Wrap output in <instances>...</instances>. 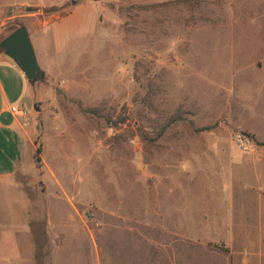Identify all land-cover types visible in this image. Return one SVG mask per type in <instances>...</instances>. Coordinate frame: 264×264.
Here are the masks:
<instances>
[{
  "label": "rangeland",
  "instance_id": "1",
  "mask_svg": "<svg viewBox=\"0 0 264 264\" xmlns=\"http://www.w3.org/2000/svg\"><path fill=\"white\" fill-rule=\"evenodd\" d=\"M62 1L0 0L16 4L0 41L85 0ZM101 2L95 34L29 85L43 167L18 181L32 260L21 242L0 264H230L243 205L259 232L257 195L241 192L264 182V0Z\"/></svg>",
  "mask_w": 264,
  "mask_h": 264
},
{
  "label": "crops",
  "instance_id": "2",
  "mask_svg": "<svg viewBox=\"0 0 264 264\" xmlns=\"http://www.w3.org/2000/svg\"><path fill=\"white\" fill-rule=\"evenodd\" d=\"M39 1L43 2V0ZM64 1L57 6L63 5ZM126 1L146 3L166 0ZM50 6L56 5L51 3ZM15 7L16 4L9 2L3 5L0 10L7 8L8 12L9 10L14 11ZM102 9L101 0H85L75 5L73 3L67 8L65 14L58 17L54 15L51 16L53 18L42 17L39 10L29 13L28 16L34 19L29 26L32 29L28 26L26 29L38 65L41 66L40 62L42 61L50 64L51 61L59 60L58 57L71 44L89 39L95 34ZM17 16L21 15L12 17ZM20 72L8 57L0 53V195L3 196V199H0V259H3L2 255L7 250H12L17 255L21 249L19 244L22 242L25 246V256H27L26 263H31V249L27 242L30 234L28 213L26 212L28 199L19 190L18 177L35 168V141L38 138L39 130L37 129L36 114L29 113L30 121L27 126L23 127L21 120L9 111L12 105L24 106V102L31 99L30 83ZM259 157L258 165H264V153ZM260 172H264V167L260 168ZM250 191L257 195L260 206L258 237H251L249 234V227L246 226V223L249 224L252 218L247 212L245 204L242 206L243 226L237 238H241L247 243L245 247L238 249L235 235L232 236L231 241L227 242L230 264H264V182L259 179L255 187L248 189V192L243 190L241 196L249 195ZM18 205H21L22 210L19 211Z\"/></svg>",
  "mask_w": 264,
  "mask_h": 264
},
{
  "label": "water",
  "instance_id": "3",
  "mask_svg": "<svg viewBox=\"0 0 264 264\" xmlns=\"http://www.w3.org/2000/svg\"><path fill=\"white\" fill-rule=\"evenodd\" d=\"M0 49L17 66L29 83H34L44 78L25 26H19L2 39L0 41Z\"/></svg>",
  "mask_w": 264,
  "mask_h": 264
},
{
  "label": "built area",
  "instance_id": "4",
  "mask_svg": "<svg viewBox=\"0 0 264 264\" xmlns=\"http://www.w3.org/2000/svg\"><path fill=\"white\" fill-rule=\"evenodd\" d=\"M9 111L21 120V125L23 127L27 126V124L30 121V114L24 106L12 105L9 108ZM235 138H236L237 144H239L243 150L248 149V147L250 146V140L245 135L239 132L237 133Z\"/></svg>",
  "mask_w": 264,
  "mask_h": 264
},
{
  "label": "trees",
  "instance_id": "5",
  "mask_svg": "<svg viewBox=\"0 0 264 264\" xmlns=\"http://www.w3.org/2000/svg\"><path fill=\"white\" fill-rule=\"evenodd\" d=\"M18 27H15V28H13L11 31H10V33L11 32H13L14 30H16ZM9 33V34H10ZM7 36V35H6ZM5 36V37H6ZM4 37V38H5ZM3 38V39H4ZM0 53H3L2 52V50L0 49ZM40 128H41V118L40 117H37V129L38 130H40ZM39 138V137H38ZM38 138H37V140L35 141V144H36V150H35V155H34V161H35V163H36V165L40 168V167H43V164H42V160H41V152H42V148H41V145L38 143ZM257 145H259V146H261L262 144H260V143H257ZM35 224V223H34ZM34 224H30L29 225V227H30V229H31V232H33L32 230H33V227L35 226ZM41 227V226H40ZM41 230V229H40ZM36 235V234H35ZM34 237H36V236H33V238ZM43 238L45 239V235H44V233H43ZM46 240V239H45ZM45 242V241H44ZM36 244V243H35ZM35 246H37V244L35 245ZM32 257H33V259L34 260H36V258H37V255H36V253H33V255H32Z\"/></svg>",
  "mask_w": 264,
  "mask_h": 264
}]
</instances>
